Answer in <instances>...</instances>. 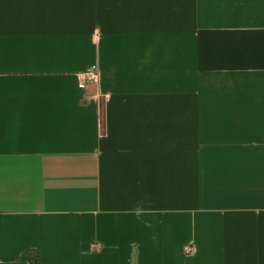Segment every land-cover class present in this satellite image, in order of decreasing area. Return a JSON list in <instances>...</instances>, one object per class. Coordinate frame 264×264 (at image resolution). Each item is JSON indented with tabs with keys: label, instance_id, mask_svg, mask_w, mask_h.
Segmentation results:
<instances>
[{
	"label": "crops",
	"instance_id": "obj_1",
	"mask_svg": "<svg viewBox=\"0 0 264 264\" xmlns=\"http://www.w3.org/2000/svg\"><path fill=\"white\" fill-rule=\"evenodd\" d=\"M0 264H264V0H0Z\"/></svg>",
	"mask_w": 264,
	"mask_h": 264
},
{
	"label": "built area",
	"instance_id": "obj_2",
	"mask_svg": "<svg viewBox=\"0 0 264 264\" xmlns=\"http://www.w3.org/2000/svg\"><path fill=\"white\" fill-rule=\"evenodd\" d=\"M97 79V66L92 65L79 74H77V84L79 88H85L88 84H92ZM183 252L186 255H189L192 252L191 246H185Z\"/></svg>",
	"mask_w": 264,
	"mask_h": 264
}]
</instances>
